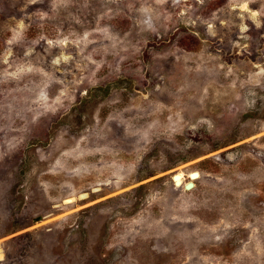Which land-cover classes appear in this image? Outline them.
Listing matches in <instances>:
<instances>
[{"label":"rangeland","instance_id":"374dc122","mask_svg":"<svg viewBox=\"0 0 264 264\" xmlns=\"http://www.w3.org/2000/svg\"><path fill=\"white\" fill-rule=\"evenodd\" d=\"M0 254L264 264V0H0Z\"/></svg>","mask_w":264,"mask_h":264},{"label":"bare ground","instance_id":"6f19581e","mask_svg":"<svg viewBox=\"0 0 264 264\" xmlns=\"http://www.w3.org/2000/svg\"><path fill=\"white\" fill-rule=\"evenodd\" d=\"M194 172H196V173H198L197 171H192V172H190V173H188V180L186 181V179H185V175L182 173V172H177L176 174H174V175H176L177 177H175V179H173V182H174V184H175V186H177V187H179V186H181V185H183L184 183H186V182H188L191 178H190V174L191 173H194ZM173 175V176H174ZM198 175H199V173H198ZM200 176V175H199ZM199 178V177H198ZM198 178H195V179H198ZM195 179H193L192 180V182L194 183V180ZM194 188V187H193ZM192 188V189H193ZM73 201V199H70V201H68V202H66V203H69V202H72ZM0 255H2V254H0Z\"/></svg>","mask_w":264,"mask_h":264},{"label":"water","instance_id":"95a60500","mask_svg":"<svg viewBox=\"0 0 264 264\" xmlns=\"http://www.w3.org/2000/svg\"><path fill=\"white\" fill-rule=\"evenodd\" d=\"M175 177H177V176L176 175L172 176V179H175ZM198 177H199L198 173H196V172L191 173L190 174V178L191 179L188 182H186L183 185H181V186L183 187V189L185 191H190L194 187V183L192 182V180L195 179V178H198ZM84 197H85V195H81L80 196V198H84ZM68 201H70V200H66L65 202H68Z\"/></svg>","mask_w":264,"mask_h":264}]
</instances>
